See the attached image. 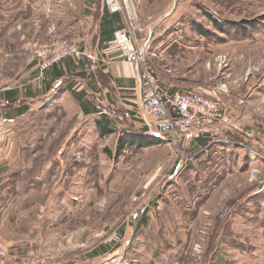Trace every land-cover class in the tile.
<instances>
[{
    "label": "rangeland",
    "instance_id": "374dc122",
    "mask_svg": "<svg viewBox=\"0 0 264 264\" xmlns=\"http://www.w3.org/2000/svg\"><path fill=\"white\" fill-rule=\"evenodd\" d=\"M132 1L160 85L217 101L226 120L155 135L99 70L97 94L67 78L7 127L0 247L12 264H264V0ZM102 6L0 0L16 83L50 67L32 61L34 42L78 44ZM81 91L95 112H82ZM105 119L113 131L101 135ZM129 135L159 143L118 151Z\"/></svg>",
    "mask_w": 264,
    "mask_h": 264
},
{
    "label": "crops",
    "instance_id": "0c3cea01",
    "mask_svg": "<svg viewBox=\"0 0 264 264\" xmlns=\"http://www.w3.org/2000/svg\"><path fill=\"white\" fill-rule=\"evenodd\" d=\"M102 9L98 17L86 18L87 22L83 27L86 33L78 39V45L84 53L82 60L77 62L72 58H64L61 62L54 63L45 71L42 81H37L31 74L28 75L31 79L16 83L17 80L11 76L16 72L15 65L11 64L7 68V62L10 60L6 59V47L1 43L3 39L0 38V170L6 166L8 147L5 141L9 137L7 132L9 122L12 119L19 120L27 114L24 105L31 108L28 111H32L36 104L38 105L44 97H48L67 78L88 82L90 86L88 88L84 84L86 88L84 91L89 90L90 93L97 94L99 91L97 70H99L110 80L115 95L120 96L118 103L125 106L127 101L138 103L137 69L133 63L122 59L119 49L111 43L114 31L123 26L122 18L118 13H111L103 6ZM21 40L22 38L19 44ZM19 48L16 47V50ZM87 54L93 57L92 60H97L92 61L86 57ZM89 106L93 112L96 111L94 105L89 103Z\"/></svg>",
    "mask_w": 264,
    "mask_h": 264
},
{
    "label": "built area",
    "instance_id": "2783aa9c",
    "mask_svg": "<svg viewBox=\"0 0 264 264\" xmlns=\"http://www.w3.org/2000/svg\"><path fill=\"white\" fill-rule=\"evenodd\" d=\"M103 6L122 18L123 26L114 31L111 43L119 49L122 58L133 63L137 69L138 105L144 124L153 130V134L169 132L175 139L176 132L226 120L225 112L217 101L195 91L172 92L160 85L145 63V46L148 41L137 38V29L133 24L136 12L132 0H103ZM32 48V61H37L41 72L64 57L80 59L84 55L77 42L69 40L34 42ZM17 261L15 264H28L25 260ZM0 264H12L2 247Z\"/></svg>",
    "mask_w": 264,
    "mask_h": 264
},
{
    "label": "trees",
    "instance_id": "16d2710c",
    "mask_svg": "<svg viewBox=\"0 0 264 264\" xmlns=\"http://www.w3.org/2000/svg\"><path fill=\"white\" fill-rule=\"evenodd\" d=\"M207 16L211 21H213L214 26H216V28H221L220 24L217 23L209 14ZM193 26L199 32V34H202V35L209 34L208 29H205L203 25L197 22H194ZM75 96L78 100V103H79V106L81 107L82 112H84L85 114H89L93 112V109H91L89 106V102L83 101V98H85L86 96L83 91H81L80 94H75ZM96 126L98 129V132L101 135L108 134L113 131V128L110 127L109 121L107 119H105V121H97ZM157 143H159V140L154 139V138L145 137V136L129 135L125 139H122L119 142L118 151L123 150L124 148H127V147H131V146L141 148L143 146H148V145L157 144Z\"/></svg>",
    "mask_w": 264,
    "mask_h": 264
}]
</instances>
